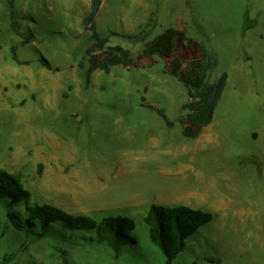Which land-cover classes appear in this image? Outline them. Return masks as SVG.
Segmentation results:
<instances>
[{
    "label": "rangeland",
    "instance_id": "374dc122",
    "mask_svg": "<svg viewBox=\"0 0 264 264\" xmlns=\"http://www.w3.org/2000/svg\"><path fill=\"white\" fill-rule=\"evenodd\" d=\"M183 1L177 16L153 0H102L97 31L136 64L97 70L86 87L89 0H14L12 10L0 0V169L32 202L138 224L137 247L115 258L82 233L26 236L23 209L0 203V264H165L143 223L153 204L214 214L172 264H264V0ZM178 17L187 32L174 55L138 58ZM201 46L216 61L207 80L226 73L227 83L203 136L187 138L179 119L189 99L169 71ZM12 47L30 64L12 61Z\"/></svg>",
    "mask_w": 264,
    "mask_h": 264
},
{
    "label": "trees",
    "instance_id": "16d2710c",
    "mask_svg": "<svg viewBox=\"0 0 264 264\" xmlns=\"http://www.w3.org/2000/svg\"><path fill=\"white\" fill-rule=\"evenodd\" d=\"M90 10L84 16L82 24L89 31L92 44L86 49L89 66L85 70L86 87L90 85L91 75L97 70L110 73L114 66H135L136 60L130 49L120 45H111L109 36H102L96 29V18L100 12L102 0H89ZM14 0H9L12 10ZM14 26V22H12ZM142 30L134 39L143 34ZM115 35V34H113ZM184 33L176 28L165 29L155 38L147 41L138 58L159 55L170 58L174 55L176 42L184 39ZM190 40V39H188ZM99 50L103 57L97 54ZM11 59L18 65H29L30 61L18 58L17 48L12 47ZM42 65L51 69L46 59ZM216 61L208 50L201 46L197 57L186 65L174 57L169 73L186 89L189 101L183 104L185 117L179 119L182 135L196 138L204 128L213 121L215 110L221 100L227 83V74L223 73L217 82L210 83L207 75ZM79 67L84 69L83 62ZM168 127L173 125L167 116L158 111ZM0 203L6 208L23 209V232L26 236L45 238L53 232L82 233L83 240L104 245L110 249L115 258L132 252L137 247V222L129 216H109L95 219L86 215H74L56 206L39 204L31 201L29 191L24 187L20 177L0 169ZM214 214L207 210L196 209L186 205L163 206L153 204L143 218L150 242L156 246L165 259V264H172L185 247L188 238L202 226L210 223ZM193 264H197L193 262Z\"/></svg>",
    "mask_w": 264,
    "mask_h": 264
},
{
    "label": "crops",
    "instance_id": "0c3cea01",
    "mask_svg": "<svg viewBox=\"0 0 264 264\" xmlns=\"http://www.w3.org/2000/svg\"><path fill=\"white\" fill-rule=\"evenodd\" d=\"M153 1H154V3H158L159 5H161L160 7L163 8V9H170V10L174 11L177 16H181L182 12H185V10H184L185 3L187 5V2L186 1L184 2L183 0H153ZM138 9H139V13H142L143 14L142 16H144V15H147L149 13V9L150 8H148L147 4L143 3V4L138 5ZM181 18L182 17L176 18V22L174 24L169 25V27H166V29L173 27V28H176L177 30H179V31H181L183 33L187 32L186 25H185V23L183 22V20ZM191 49H192L191 51H192V54H193V58L197 57L198 54H199V51L197 52V50H195L194 48H191ZM181 58H182V56H181ZM190 60H192V59H190ZM187 99H188V96H187ZM186 102H187V100L184 101L183 104H185ZM183 104L181 105V108H182ZM202 136H203V131L196 138H199V137H202Z\"/></svg>",
    "mask_w": 264,
    "mask_h": 264
}]
</instances>
